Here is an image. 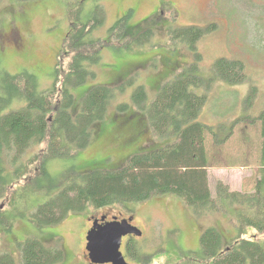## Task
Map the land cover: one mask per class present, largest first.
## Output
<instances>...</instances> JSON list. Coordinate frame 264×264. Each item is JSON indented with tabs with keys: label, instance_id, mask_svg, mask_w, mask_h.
<instances>
[{
	"label": "trees",
	"instance_id": "trees-1",
	"mask_svg": "<svg viewBox=\"0 0 264 264\" xmlns=\"http://www.w3.org/2000/svg\"><path fill=\"white\" fill-rule=\"evenodd\" d=\"M61 1L67 29L60 53L69 55L65 70L60 72L56 63L53 83L41 88L28 71L11 74L0 68V200L6 202L4 209L0 207L3 233H10L18 219H26L42 231L68 214L106 207H122L132 213L130 205L172 195L196 217L222 214L234 225L229 240L215 227L203 228L197 248L183 252L179 264H264V111L257 118H237L227 129L226 124L215 127L198 121L208 97V86L198 75L201 55L197 43L205 31L197 27L168 30L167 43L185 45L192 61L165 81L152 100L148 102L142 85L131 82L130 102L144 112L151 134L163 145L130 155L116 169L81 173L76 157L123 86L91 85L72 112L75 89L96 79L95 66L107 44L114 50L129 51L150 40L152 32L146 29L121 41L134 12L128 10L107 28L105 42L97 34L107 20L105 0ZM212 70L214 79L225 84H238L246 77L243 64L237 61L219 59ZM127 108L126 102L116 106L119 112ZM245 124L249 126L243 134L242 129H233ZM41 144L45 148L32 171L34 156L27 160L25 153ZM241 163L253 171L239 189L217 181L212 190L209 168ZM249 231L255 234L247 235ZM132 247L125 243L127 256L139 260ZM16 251L20 264H58L63 259L58 243L49 246L37 236L18 242ZM0 264H16V258L0 249Z\"/></svg>",
	"mask_w": 264,
	"mask_h": 264
},
{
	"label": "rangeland",
	"instance_id": "rangeland-1",
	"mask_svg": "<svg viewBox=\"0 0 264 264\" xmlns=\"http://www.w3.org/2000/svg\"><path fill=\"white\" fill-rule=\"evenodd\" d=\"M105 6L106 24L97 31L105 42L109 36L107 28L128 10L134 12L127 20L121 41L146 29L152 35L149 42L144 40L141 46L132 45L129 51L114 50L107 44L100 63L95 66L96 79L75 89L72 112L78 109L79 98L91 85L123 86V92L111 102L104 120L93 126L88 145L78 153L79 172L113 170L123 165L130 155L163 145V141L151 134L144 112L136 109L129 97L134 88L132 82L145 88L149 102L165 81L192 61L185 45L171 47L167 43L169 29L197 27L205 31L197 43V52L201 55L198 75L208 86V97L199 122L215 127L226 124L227 129L237 118H257L264 111V0H105ZM135 26L140 27L131 30ZM66 29L61 0L1 1L0 68L11 74L28 71L39 80L41 88L50 86L54 81L55 62L62 72L69 60V55L60 53ZM11 40H16L14 45ZM219 59L241 62L245 80L225 84L214 79L213 64ZM122 102L128 108L119 112L116 106ZM248 126L233 129H242L243 134ZM44 148L45 144H41L25 153L27 160L34 156L32 171L37 168ZM223 167L208 169L212 190L217 181L230 189H239L242 180L253 171L243 163ZM5 205V200H0L1 210ZM130 206L132 213L122 207H106L90 209L84 214H68L57 225L42 231L26 219H18L10 233L4 234L0 229V249L11 253L16 264H20L16 244L29 236H37L46 245L59 244L63 259L58 264H90L84 237L90 226L88 218L102 216L134 217V225L142 237L128 238L120 249L130 264H179L183 252L197 248L205 227H215L226 240L234 235V225L224 215L196 217L176 196L157 195ZM254 234L249 231L247 235ZM126 242L132 243L131 252L137 253L139 260L127 256Z\"/></svg>",
	"mask_w": 264,
	"mask_h": 264
},
{
	"label": "water",
	"instance_id": "water-1",
	"mask_svg": "<svg viewBox=\"0 0 264 264\" xmlns=\"http://www.w3.org/2000/svg\"><path fill=\"white\" fill-rule=\"evenodd\" d=\"M105 219L106 216L94 219L91 228L86 232L85 251L90 264H130L120 249L124 237L142 236V232L131 225L134 217L120 220L112 217L107 222Z\"/></svg>",
	"mask_w": 264,
	"mask_h": 264
},
{
	"label": "flooded vegetation",
	"instance_id": "flooded-vegetation-1",
	"mask_svg": "<svg viewBox=\"0 0 264 264\" xmlns=\"http://www.w3.org/2000/svg\"><path fill=\"white\" fill-rule=\"evenodd\" d=\"M19 38V36H17V38L15 37V39H18ZM13 41V42H12ZM16 41V40H15ZM15 41L14 40H11V42H12V44L14 45L15 44ZM19 42V41H18ZM18 42H17V45H18ZM55 60H57L56 58H55ZM55 65H56V62H55V64H54V67H55ZM54 69V68H53ZM112 217H115V216H106V219H105V221L107 222V221H111V218ZM122 216H120V218L117 216V218H118V220H120V219H122L121 218ZM128 217V216H127ZM127 217H124V218H127ZM100 217H90V218H88V222H89V228H88V230L91 228V226H92V221L94 220V219H99ZM100 223V222H99ZM131 225L132 226H135L134 225V220L131 222ZM87 230V231H88ZM85 237V236H84ZM133 236L132 235H128V236H126V237H124L123 239H122V243L123 242H125L126 240H128V238H132ZM142 237V236H141ZM140 237V238H141ZM87 253V252H86Z\"/></svg>",
	"mask_w": 264,
	"mask_h": 264
}]
</instances>
